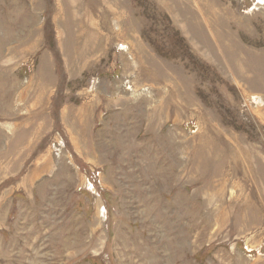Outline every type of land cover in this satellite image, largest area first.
<instances>
[{"label":"rangeland","instance_id":"374dc122","mask_svg":"<svg viewBox=\"0 0 264 264\" xmlns=\"http://www.w3.org/2000/svg\"><path fill=\"white\" fill-rule=\"evenodd\" d=\"M0 264H264V0H0Z\"/></svg>","mask_w":264,"mask_h":264}]
</instances>
